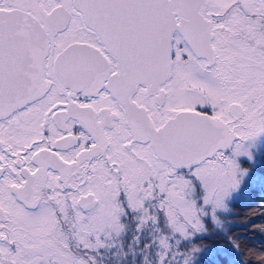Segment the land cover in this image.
<instances>
[{
  "label": "snow or ice",
  "instance_id": "6c2138e0",
  "mask_svg": "<svg viewBox=\"0 0 264 264\" xmlns=\"http://www.w3.org/2000/svg\"><path fill=\"white\" fill-rule=\"evenodd\" d=\"M0 264H264V0H0Z\"/></svg>",
  "mask_w": 264,
  "mask_h": 264
},
{
  "label": "trees",
  "instance_id": "16d2710c",
  "mask_svg": "<svg viewBox=\"0 0 264 264\" xmlns=\"http://www.w3.org/2000/svg\"><path fill=\"white\" fill-rule=\"evenodd\" d=\"M236 211H238V212H240L241 214H243L245 211H247V210H244V209H236ZM223 242H221V244H222Z\"/></svg>",
  "mask_w": 264,
  "mask_h": 264
}]
</instances>
